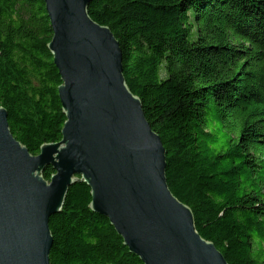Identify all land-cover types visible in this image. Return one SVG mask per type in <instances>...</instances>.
I'll use <instances>...</instances> for the list:
<instances>
[{
  "label": "trees",
  "instance_id": "obj_1",
  "mask_svg": "<svg viewBox=\"0 0 264 264\" xmlns=\"http://www.w3.org/2000/svg\"><path fill=\"white\" fill-rule=\"evenodd\" d=\"M167 150L168 184L229 264H264V0H95ZM44 0H0V106L34 155L62 139L63 83ZM54 168L47 166L50 180ZM84 181L50 218V264H144Z\"/></svg>",
  "mask_w": 264,
  "mask_h": 264
},
{
  "label": "water",
  "instance_id": "obj_2",
  "mask_svg": "<svg viewBox=\"0 0 264 264\" xmlns=\"http://www.w3.org/2000/svg\"><path fill=\"white\" fill-rule=\"evenodd\" d=\"M44 1L67 120L62 139L34 155L0 106V264H50V218L81 181L91 188V209L144 264H229L171 191L167 150L127 85L119 40L89 14L95 0Z\"/></svg>",
  "mask_w": 264,
  "mask_h": 264
}]
</instances>
